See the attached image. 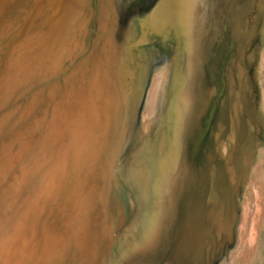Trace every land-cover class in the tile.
<instances>
[{
    "label": "rangeland",
    "instance_id": "1",
    "mask_svg": "<svg viewBox=\"0 0 264 264\" xmlns=\"http://www.w3.org/2000/svg\"><path fill=\"white\" fill-rule=\"evenodd\" d=\"M187 1L183 26L200 14L199 0ZM204 1L210 37L230 40L232 55L220 95L209 97L211 88L200 101L196 119L208 128L201 143L188 140V188L169 204L175 190L161 194L153 184L169 170L170 132L150 131L144 142L140 124L155 72L169 69V80L179 73L184 27L166 25L165 13L180 6L0 0V264H264V219L248 243L264 203L254 191L258 177L264 193V0ZM154 12L158 23L149 27ZM248 89L259 131L251 130L254 145L234 146L235 100ZM169 101L162 92L159 116ZM185 170L175 161L170 174L182 180ZM201 180L202 204L188 202ZM227 184L229 234L218 224V189ZM214 204L221 217L210 215Z\"/></svg>",
    "mask_w": 264,
    "mask_h": 264
},
{
    "label": "flooded vegetation",
    "instance_id": "2",
    "mask_svg": "<svg viewBox=\"0 0 264 264\" xmlns=\"http://www.w3.org/2000/svg\"><path fill=\"white\" fill-rule=\"evenodd\" d=\"M199 5L200 14L181 32L183 33V41L180 44L178 59H180L179 73L181 72V77L184 80L183 83L180 84L179 82L176 85L171 94V98L175 102L174 105L176 104L180 111V115L177 116L178 121H175L178 129L176 128L177 130L174 132L170 129V135L167 139V143L170 145L171 163L167 166L169 170L157 173L153 184L157 191H161V194H165L168 187L176 191H173L170 198H168L169 204H177L178 199L188 188L193 171V168L186 162L188 140H195L197 144L201 143L205 129L208 128V126L201 127L198 124L199 120L196 119V115L200 114L198 113L200 101L203 100L204 93L209 92L211 88L212 90L208 93L209 97L213 98V93L217 96L220 95L225 69L232 55L230 40H226L221 35L210 37V32H208L206 26L205 15L207 10L205 9V1L199 0ZM192 89L195 90L199 98H193ZM195 150L193 149V152ZM175 161L187 169L182 180L178 178L177 174H170ZM153 165L154 167L151 165V169L156 168V162ZM156 207L157 214L162 216V209L159 210L158 206Z\"/></svg>",
    "mask_w": 264,
    "mask_h": 264
},
{
    "label": "bare ground",
    "instance_id": "3",
    "mask_svg": "<svg viewBox=\"0 0 264 264\" xmlns=\"http://www.w3.org/2000/svg\"><path fill=\"white\" fill-rule=\"evenodd\" d=\"M170 2H175L177 7L180 6V9H178V8L176 9L174 16L172 14H170L169 10L167 9L166 13H165V19H166L167 23H165V24L166 25H168V23L174 24L175 26L182 29L185 26H183L184 24H182V23H184V22L183 21L181 22V18H182V16L184 17L188 11V1L187 0H166V4L170 5ZM156 7L152 11H154L156 9ZM156 14L157 13L154 12L153 16H151L149 24H148L149 27H154L158 23V19H157ZM169 17L173 18L172 19L173 22L169 21ZM149 30L153 31L154 29L152 28ZM143 39H145V36L143 37ZM132 52H130L128 54V56H129V60L132 63H134L135 58L131 54ZM262 56H263L261 58L263 61L262 63H264V55H262ZM168 72H169V69H167V68H162L158 72H155V74L153 76L152 83H151L149 90L147 92V96H146V100H145L146 102H144V104H145L144 105L145 106L144 112L141 116L142 122L140 124L144 130L143 134H144L145 138L149 137L148 139H145L144 142H149L150 136L153 132H154V135H157L159 137L161 134H163V131H165V130L170 131V129H172V131L174 132L178 129L176 126V122L178 121L177 116L180 115V111L178 110L177 105L176 104L174 105L175 102L171 98V94H172V90L175 89L176 85L179 83V81H180L179 78H181V77H179V73H177L178 71L173 70L171 80H169V78H168L169 73ZM162 92H165L166 94H168L170 96V101L168 102L167 106L165 107V114L163 113V115L159 116ZM163 95H165V94L163 93ZM162 99L164 100L163 97H162ZM236 99L237 100H235L236 105H235V114H234L235 119L234 120L232 119V133H231L230 138L232 139V142H234V146H236L237 144L238 145L244 144L245 147H250V146L254 145V140H255L254 135H253L251 130L255 127L256 130L259 131L258 125H257L258 120L256 119V116L254 113L253 99L251 97L250 90L248 89V91L246 93L241 95V98H239V99L236 98ZM238 102H239V104H238ZM223 116H225V114L222 111V115H220V118H222ZM262 116L264 118L263 112H262ZM179 120H181V119H179ZM162 129H165V130H162ZM150 131L151 132L153 131V132L151 133ZM260 145L261 144H259L258 149L260 148ZM144 148H146V147L144 146ZM153 150H154V146H151V147L149 146L148 150L146 151V155L149 157V160L154 159L153 158V155H154ZM263 150L264 149L261 148V152ZM155 156L157 157L156 153H155ZM152 160H151V163L154 164ZM259 171H260V173H258L259 174L258 176L259 177L263 176V173H261L262 169H259ZM241 172L242 173L239 172L237 177H235V178L233 176H231V180H232V183L234 182V185L237 183L238 179L243 174L244 169ZM257 180H258V184L256 185L254 183L255 200H256V204H260L261 200L263 199L264 193L261 190L262 185H261V183H260L261 181L258 177H257ZM203 184H204V180H201L200 182H198L196 184V186L194 187L193 197L191 198L189 196V198L187 200L188 202L190 200L194 199L195 197H197L199 204H202V203H200V199L203 196ZM231 195L232 194L230 193V185L227 184L226 186H223V187L219 186L217 199H218L220 205L223 204L224 212L222 213V217H221L220 213L216 214V211H214L216 208V205H218V204H214L213 206H211L212 209H210V215H212V214H216V215L219 214L220 215L221 219L219 220V223H218L220 226V229L222 230V232L228 233V234H229L231 227L233 225L232 223H233V207L234 206L232 204L233 201H231V198H232ZM195 205L197 206L198 204L192 203L191 206L188 208V213L190 215H192V210L193 209L195 210ZM258 209L260 212L259 218H254L252 220V223H253L251 225L252 226V234L248 238V241H249L248 243H250V244H253V243L256 244V236H255V229L254 228H255V223H256V225L258 224L257 225L258 227H260L262 225L261 221H262V219H264V216H263L264 215V203L261 206H259ZM245 218H246V216L244 215V220H245ZM244 220H243L242 225H241L240 234L243 231H245V229H246ZM187 221H188V219H187ZM148 222H151V220H149ZM259 224H261V225H259ZM187 225H188V222H187ZM147 230H148V228H147ZM145 237H148V236H145ZM187 239H188L189 243H191V238L189 236V233H187ZM198 247H199V245H198Z\"/></svg>",
    "mask_w": 264,
    "mask_h": 264
}]
</instances>
